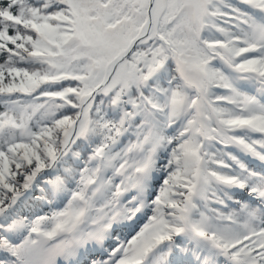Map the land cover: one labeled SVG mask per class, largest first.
Instances as JSON below:
<instances>
[{"label": "snow or ice", "instance_id": "1", "mask_svg": "<svg viewBox=\"0 0 264 264\" xmlns=\"http://www.w3.org/2000/svg\"><path fill=\"white\" fill-rule=\"evenodd\" d=\"M0 264H264V0H0Z\"/></svg>", "mask_w": 264, "mask_h": 264}]
</instances>
